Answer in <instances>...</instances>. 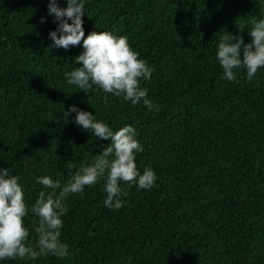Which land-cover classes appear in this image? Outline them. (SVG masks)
Returning <instances> with one entry per match:
<instances>
[{"label": "trees", "instance_id": "16d2710c", "mask_svg": "<svg viewBox=\"0 0 264 264\" xmlns=\"http://www.w3.org/2000/svg\"><path fill=\"white\" fill-rule=\"evenodd\" d=\"M47 3L0 0V167L21 177L31 203L43 187L36 176L63 182L74 171L67 161L98 154L109 141L75 113L65 118L75 104L113 130L133 125L137 167L153 168L156 181L126 187L119 209L104 206L103 181L70 194L60 236L69 256L2 264H264V70L249 80L234 69L228 81L214 55L221 30L250 40L238 26L264 16V0H84L85 35H126L153 67L140 86L155 110L66 84L82 48H49Z\"/></svg>", "mask_w": 264, "mask_h": 264}, {"label": "clouds", "instance_id": "9594fccd", "mask_svg": "<svg viewBox=\"0 0 264 264\" xmlns=\"http://www.w3.org/2000/svg\"><path fill=\"white\" fill-rule=\"evenodd\" d=\"M60 7L58 0H48L47 13L53 16L56 27L48 32L51 41L49 48H64L80 44L82 51L75 55V66L63 73L65 83L77 86L85 93L89 89H99L132 105L142 103L147 109H158L159 105L148 98V89L141 87V79L147 82L154 71L139 53L133 50L126 35L112 31H89L85 35L82 16L85 13L84 0H65ZM46 17H41L43 22ZM70 21V22H69ZM240 32L248 29L250 40L221 30L215 42V59L222 68V78L236 79L243 67L246 79L257 78L258 70H264V16L252 17L248 26L241 23ZM83 38V39H82ZM75 113L72 120L92 136L108 140L98 154L87 162L77 165L67 161V178L62 182L48 174L35 177L36 183L43 187L28 203L21 177L12 174L9 167H0V264L5 259L34 261L49 253L58 257H68L69 245L60 239L63 216L67 212L66 198L70 194L82 193L85 186H93L103 181L106 193L103 204L108 209H119L126 203V187L133 184L139 189H149L156 181L153 168L145 165L139 169L136 164L137 153L143 145L137 139L133 125L124 124L115 130L98 119L90 111L77 105H69L64 111L65 118ZM126 182V184H122ZM31 215L29 227L25 218ZM31 233L35 234L33 239Z\"/></svg>", "mask_w": 264, "mask_h": 264}]
</instances>
